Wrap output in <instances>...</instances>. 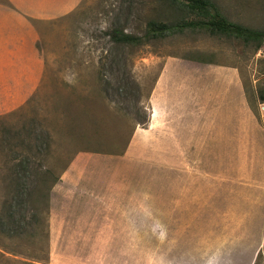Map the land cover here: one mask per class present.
<instances>
[{"label": "rangeland", "instance_id": "374dc122", "mask_svg": "<svg viewBox=\"0 0 264 264\" xmlns=\"http://www.w3.org/2000/svg\"><path fill=\"white\" fill-rule=\"evenodd\" d=\"M213 1L234 21L264 26V0ZM178 14L165 0H80L71 11L51 16L39 27L43 74L37 88L26 100L0 104V264H206L202 239L218 231L223 237L226 220L229 225L233 220L216 214V176L220 170L227 199L233 186L240 189L246 170L237 173L240 158L229 156L226 149L219 168L215 128L254 127L249 137L239 131L241 141L254 143L240 154L264 152L258 100V89L264 86V47L242 53L243 46L235 41L203 31L142 45L116 44L109 35L113 28L142 35L150 18L172 20ZM203 52L213 54L214 60L196 59ZM174 60L208 67L193 65L173 74V67L165 66ZM233 71L236 81L220 74ZM232 86V99L223 100ZM184 141L193 148L179 147ZM24 156L31 159L24 170L29 176L25 184L13 182L14 166ZM173 157L176 164L170 161ZM184 172L200 176V191L182 192L179 183L171 181L176 173L185 183ZM72 174H82L93 193H85L80 204L71 201L69 184L65 190L59 185ZM190 180L186 183L194 182ZM105 190L118 199V207L107 216L103 207L92 204V196L99 199ZM136 190L147 194L160 212L145 206L142 219V213L130 215L143 220L144 227L125 229L120 226L128 215L121 209ZM196 198L203 206L207 202V214ZM173 200L174 220L191 224L185 229H168ZM80 213L84 240L70 234L61 237L67 244H59L55 233L67 234L69 227L60 230L55 223L65 220L68 226ZM230 226L229 236L247 231L242 223L232 231ZM209 236L207 242L213 241ZM210 259L207 263L216 262ZM248 264H264V247Z\"/></svg>", "mask_w": 264, "mask_h": 264}, {"label": "crops", "instance_id": "0c3cea01", "mask_svg": "<svg viewBox=\"0 0 264 264\" xmlns=\"http://www.w3.org/2000/svg\"><path fill=\"white\" fill-rule=\"evenodd\" d=\"M8 2L15 4L17 6V9L8 6L6 1L0 0V104L2 102L26 100L29 95L37 88L43 74V59L41 58L40 50L37 47V41L40 35L39 27H41L42 23L46 22L49 17L61 14L62 11H71L76 5L79 4L80 0H8ZM170 65L173 67L171 73L180 69H183V71L186 72L187 67H191L193 65L197 66L198 69H202L201 67H208L203 66L206 64L201 63L200 65L202 66H198L196 64H193V62L183 60H174L167 62L165 67L169 69ZM220 74L222 76L228 75L232 80H235L234 71L232 73L221 72ZM227 80L230 79L227 78ZM160 83L161 86L164 85L162 82ZM233 87L234 86L227 90L229 91L228 94H223L225 96L222 97L223 100L232 99L231 97H233ZM202 91L204 92L206 90L203 89ZM202 91H200L201 94ZM218 96L219 95L216 94L217 98ZM236 99H240V97H236ZM244 99L245 98H243V100ZM236 102L238 103V100ZM205 113L206 112L202 111L201 116H203ZM247 116L248 118H250L248 114ZM205 117L203 116L202 118L205 119ZM223 128L221 127L219 129L218 127H216L214 130L216 135L215 138L217 143V154H219V158L216 157V163L219 165V168L220 165L224 163V155L226 149V152H228L229 156L232 155L235 156V158H240L239 161L241 163V167L238 166L239 168L237 170V173H239V169H246V172L244 171L245 179L241 182L243 183L241 184V187H238L240 188L238 191L236 190L235 186H233L230 192H227L228 196L226 199L224 196L225 187L223 184V175L220 174L219 170V175L216 176V214L220 212V215H228V217H232L233 220H230L231 226L229 225L228 220H226V225L222 223V225H225V228H223V237L220 236V231L217 232V235L212 233L209 236V234H207V236L214 238V240L211 242H207V236L203 238L202 244L200 245V251L205 256L203 259H205L206 264H212V262L207 263L208 257L211 258V261H216L213 264H225L226 262L227 264H234V262H238L237 264H240L241 261V264H248L255 259V255L260 251V249L264 247V242L260 241L261 239L264 240V152L260 151L259 149H254V151H252L250 154H246V152L240 154L241 148H249L253 146L254 143H246L244 141H241L240 139L242 135H240L239 131L241 130L243 133H247L249 137L250 131L252 134L255 132L254 127H241L239 125L236 127L234 126V128L231 127L230 131H224ZM195 131L196 130H194L193 132ZM183 143V146L179 147H182L184 149L193 148V146L188 141H184ZM200 146L203 147V144L201 143ZM237 149L238 152L236 153L234 150ZM186 153L187 151L184 150V157H187ZM170 161L173 164L177 163L175 157H173ZM174 175L175 176L171 178V181L179 183L180 190L182 192H185L186 190L187 193V191L190 192L196 189V191H200V189H202L199 188L202 183L197 184V182L201 180V178H198L200 176L184 172L182 177H185L186 180L185 183H181L180 177L177 176L176 173H174ZM85 180L86 179L83 178L82 174H72L71 178L62 177V183L59 185H61L63 190H65L66 186L69 184L67 186V191L69 192V197H72L71 201L75 198V202H78V204H80L81 202H84L80 200L85 198V193H92L89 184L85 182ZM188 180L194 182L186 183V181ZM204 187H207V184H205ZM112 188L114 189V186ZM117 190L118 188L116 187V191ZM107 192L108 191L105 190L106 195L100 197L97 196L99 197V199H96V196H92L95 199V203L94 201H92L94 207H103L102 210L105 209L104 214L106 216L108 214V211L113 209V206L118 207V199L113 196L114 194L112 192L111 194L110 192L107 194ZM218 195L219 197L223 196L224 201L221 200V198L219 200ZM76 197H78L79 199H76ZM92 197L90 196V198ZM149 198L150 197L147 194H143V191L136 190L135 197L123 203L125 207H123L121 210L124 213H127L128 219L127 221L123 222L120 227H123L125 229H142L144 225L143 220L141 219L144 214L143 212L145 210V206L152 207V213H154V211L159 213V209L161 207L155 208L153 203L150 202ZM85 201L87 202V204H91L89 203V201ZM195 202H198L199 205L203 207V213L207 214V202L205 201L206 204L204 206L202 205L203 200L201 198H196ZM175 203L176 202L174 201L173 206H168V212H171V210H173L177 213V209H173L176 205ZM191 203L192 202L188 199L187 204ZM68 204L69 203H67L66 205ZM96 204H98V206ZM138 213H142V215L140 216L141 219H138L137 216H130L131 214ZM175 214L173 215L171 212L170 215L172 217L169 216L168 218V229L172 230L176 229L177 227H182L183 229L187 228V225H189L190 223H186L184 221L182 222L180 220H174ZM82 217L83 216L81 213L78 216H74L71 221L68 220V222H70L68 226L65 220H62V222H60L59 224L55 223L56 227L62 225L69 227L67 228L69 232L67 234L62 233V235H59L58 231L57 233L54 232L59 244H67V241L62 240L61 237L63 236L64 238L70 234H74V236L71 235L72 238H76L79 241L84 240L83 236L80 235L82 233V229H84L83 226L85 224ZM131 217L133 220L130 219ZM206 219L207 215H204V223L206 222ZM236 221H238V224H236ZM241 223L242 225L244 224V226L247 227V231H238L235 235H233L234 237L231 236L232 233H230L229 236V234L226 232L227 226H230V231H232V229H234L236 225H240ZM217 226L218 230H220V221L217 222ZM156 227L158 228V226L152 225L150 228ZM190 228L192 227L190 226ZM59 229L63 230V228L61 227H59ZM243 231L245 230L243 229ZM171 235H173L172 231H170V234H168L169 241ZM144 242L145 241L143 237L142 241H140L139 244L143 245Z\"/></svg>", "mask_w": 264, "mask_h": 264}, {"label": "trees", "instance_id": "16d2710c", "mask_svg": "<svg viewBox=\"0 0 264 264\" xmlns=\"http://www.w3.org/2000/svg\"><path fill=\"white\" fill-rule=\"evenodd\" d=\"M179 12L174 19L150 18L147 28L142 35L126 32L123 28H113L110 37L116 44L142 45L154 40H161L187 31L207 32L213 36L224 37L242 45L241 52L252 50L257 53L264 47V26H253L230 19L219 5L213 0H165ZM214 55L203 52L198 58L204 63H211ZM192 59H195L191 57ZM254 97V95H253ZM258 100L264 102V86L258 89ZM19 164L14 167L17 173L11 175L13 182L23 181L28 178L27 168L31 166V159L24 156ZM9 178V180H11ZM16 180V181H15ZM22 184V185H23ZM21 185V186H22ZM27 186V185H26ZM39 189V186H37ZM43 197V196H42ZM45 197V196H44ZM39 197L37 196V199ZM35 202L34 200H32ZM25 204V201H22ZM20 206V203L18 202ZM16 207V206H15Z\"/></svg>", "mask_w": 264, "mask_h": 264}, {"label": "built area", "instance_id": "2783aa9c", "mask_svg": "<svg viewBox=\"0 0 264 264\" xmlns=\"http://www.w3.org/2000/svg\"><path fill=\"white\" fill-rule=\"evenodd\" d=\"M260 111L262 112V115L264 117V102L259 103Z\"/></svg>", "mask_w": 264, "mask_h": 264}]
</instances>
